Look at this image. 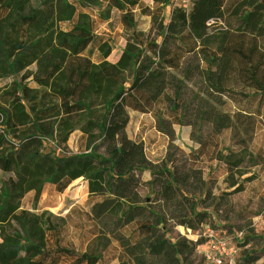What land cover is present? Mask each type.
Returning a JSON list of instances; mask_svg holds the SVG:
<instances>
[{
	"label": "trees",
	"instance_id": "1",
	"mask_svg": "<svg viewBox=\"0 0 264 264\" xmlns=\"http://www.w3.org/2000/svg\"><path fill=\"white\" fill-rule=\"evenodd\" d=\"M87 8L108 20L137 10L148 27L106 36L92 60L78 52L98 27ZM174 52L176 73L164 65ZM124 76L152 105L133 138ZM259 158L264 0H0V264L45 252L48 209L79 179L87 199L65 215L77 248H60L63 264H205L206 240L169 237L176 225L224 233L234 264H258L256 212L233 198L264 200Z\"/></svg>",
	"mask_w": 264,
	"mask_h": 264
},
{
	"label": "rangeland",
	"instance_id": "2",
	"mask_svg": "<svg viewBox=\"0 0 264 264\" xmlns=\"http://www.w3.org/2000/svg\"><path fill=\"white\" fill-rule=\"evenodd\" d=\"M192 1L193 0H172V5L182 6L186 10H189ZM87 9L97 20L98 27L97 31L92 32L90 35H82L84 37V42L80 46L78 52L80 55L89 57L92 60H95L96 58V47L98 43L101 40H106V36H113V34L120 35L123 30L130 31L134 34L135 30H143L148 27V19L140 17L137 10L131 11L127 14H115L111 20H108L97 11L89 8ZM169 9L170 7L165 9L166 14H168ZM123 42L124 40L122 38L118 39L117 48L109 57V61L114 60L115 55L117 54L118 49L122 47ZM183 60L184 55L179 52H174L164 60V65L169 71L176 73ZM121 81L125 89V108L129 117L126 131L127 134L133 138L139 134L140 123L148 118L152 105L143 93L131 89V80L127 76H124ZM256 139L255 142H259L258 140L260 139H258V136ZM68 146V152L73 150L71 141ZM46 148L47 150L54 151L55 154H64V152L60 151V147L54 143H48ZM161 148L162 147L157 150H160ZM149 151H152L150 147ZM256 163L258 165L256 168H262L264 171V159L259 158ZM262 178L264 180V176ZM11 183L12 181L10 180L9 184ZM255 184L256 183H253L252 185ZM143 194L144 193L141 192V196H143ZM86 199L87 193L85 183L82 179L73 182L61 195L55 196L53 199L55 206L48 209L49 228L52 231L53 238L45 252L36 258L33 261V264H63L60 248H77V245L73 243L71 237L72 227L65 223V215L72 206L83 204ZM233 204L235 207H239L242 211H246L250 208V210L256 212V216L251 220L253 234L254 237H264V200H251L246 197L245 193H243L242 195L233 198ZM179 227L182 226H174L168 236L171 238L184 237L187 240H197L198 238H201V240H206V243L198 247V252L203 253L209 250L210 245L208 244V234L211 230L208 226L202 227L201 230L197 232H192L184 227H182L183 232H181ZM259 248L249 247V249H246L245 251L248 252L251 251V249L259 250ZM262 261H264V257L258 262V264H261ZM100 264H117V261L113 260L111 257H106ZM237 264H241L240 261Z\"/></svg>",
	"mask_w": 264,
	"mask_h": 264
},
{
	"label": "built area",
	"instance_id": "3",
	"mask_svg": "<svg viewBox=\"0 0 264 264\" xmlns=\"http://www.w3.org/2000/svg\"><path fill=\"white\" fill-rule=\"evenodd\" d=\"M210 248L203 252L205 264H234L239 256L240 248L231 238L224 233L210 231L208 234ZM242 234H236V239Z\"/></svg>",
	"mask_w": 264,
	"mask_h": 264
},
{
	"label": "bare ground",
	"instance_id": "4",
	"mask_svg": "<svg viewBox=\"0 0 264 264\" xmlns=\"http://www.w3.org/2000/svg\"><path fill=\"white\" fill-rule=\"evenodd\" d=\"M180 231L183 232V228L182 227H179Z\"/></svg>",
	"mask_w": 264,
	"mask_h": 264
}]
</instances>
